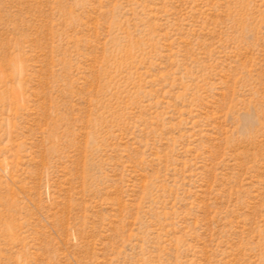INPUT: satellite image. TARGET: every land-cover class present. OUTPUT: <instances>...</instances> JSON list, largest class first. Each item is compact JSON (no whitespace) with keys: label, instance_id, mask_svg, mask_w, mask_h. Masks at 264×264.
I'll list each match as a JSON object with an SVG mask.
<instances>
[{"label":"rangeland","instance_id":"rangeland-1","mask_svg":"<svg viewBox=\"0 0 264 264\" xmlns=\"http://www.w3.org/2000/svg\"><path fill=\"white\" fill-rule=\"evenodd\" d=\"M0 264H264V0H0Z\"/></svg>","mask_w":264,"mask_h":264}]
</instances>
